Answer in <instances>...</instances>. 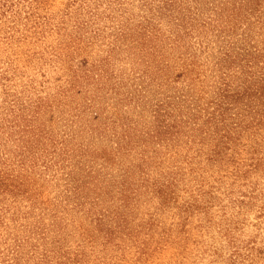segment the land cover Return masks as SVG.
<instances>
[{
  "label": "rangeland",
  "instance_id": "obj_1",
  "mask_svg": "<svg viewBox=\"0 0 264 264\" xmlns=\"http://www.w3.org/2000/svg\"><path fill=\"white\" fill-rule=\"evenodd\" d=\"M0 264H264V0H0Z\"/></svg>",
  "mask_w": 264,
  "mask_h": 264
}]
</instances>
